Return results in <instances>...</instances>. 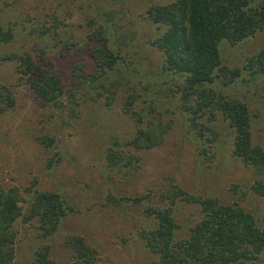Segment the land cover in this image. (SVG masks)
<instances>
[{
  "label": "rangeland",
  "instance_id": "obj_1",
  "mask_svg": "<svg viewBox=\"0 0 264 264\" xmlns=\"http://www.w3.org/2000/svg\"><path fill=\"white\" fill-rule=\"evenodd\" d=\"M170 1L0 0V25L13 34L11 41L0 43V85L14 96V106L0 112V187L16 186L26 202L28 187L58 192L67 208L58 230L48 237L39 236L36 219L14 223L16 264H35V251L45 245L54 264H78L66 243L72 236H81L95 250L88 264H155L158 256L147 251L138 233L155 223L143 208L166 205L158 194L171 184L192 195L236 204L263 225L264 196L255 194L252 183L264 184V173L232 156L234 132L227 121L215 112L214 122L203 117V126L193 124L178 97L167 91L182 80L163 70V55L150 44L160 30L146 19L145 10ZM99 26L120 54L114 71L105 77L127 85L118 88L108 106L104 95L97 102L87 99L96 91L80 86L78 78L95 68L88 49L96 41L88 34ZM44 28L49 31L44 33ZM261 49L264 32L236 45L226 40L218 44L221 63L231 68H242L248 56ZM10 53H27L43 69L56 72L64 87L63 108L33 97L27 85L18 82L16 62L1 61ZM209 86L247 104L251 141L264 150V75L242 72L230 85L215 79ZM128 88L139 94L133 110L143 117L141 127L156 116L171 127L161 145L135 151L140 156L137 168L110 169L107 150L125 149L139 125L123 110ZM147 193L154 196L137 205L130 201ZM201 215L198 205L176 201L174 239L187 238ZM256 264H264V250Z\"/></svg>",
  "mask_w": 264,
  "mask_h": 264
},
{
  "label": "trees",
  "instance_id": "obj_2",
  "mask_svg": "<svg viewBox=\"0 0 264 264\" xmlns=\"http://www.w3.org/2000/svg\"><path fill=\"white\" fill-rule=\"evenodd\" d=\"M145 17L160 30L150 44L163 55V70L182 80L167 91L178 97L180 109L189 114V121L203 126L201 118L214 122L215 112H219L234 132L232 156L240 159L243 165L264 173V150L251 141V116L247 104L209 86L215 79L223 86L230 85L242 72L250 77L264 75V49L248 56L242 68L223 65L218 50L221 40L236 45L257 32H264V0H171L166 4H151L145 10ZM47 31L49 28H44V33ZM12 38V31L0 25V43ZM90 38L96 41L88 49L95 68L90 74L78 76L81 79L79 85L96 91L95 96L88 94L87 99L97 102L104 95V106H108L114 101L118 88L127 87L105 77L108 71H114L120 54L110 47L100 26L88 34ZM1 61L16 62L18 82L27 85L33 97L55 108H63L64 87L51 67L43 69L27 53L6 54ZM127 91L123 110L139 125L123 145L125 149L107 150L105 159L110 169L137 168L140 156L135 151L161 145L171 127L170 122L159 116L151 118L146 127H141L143 117L133 110L139 94L134 89L128 88ZM13 106L12 90L1 84L0 112ZM212 128L206 127L214 134ZM252 189L255 194L264 196L262 182H253ZM27 190L31 196L26 202L16 186L0 187V264H16L14 243L17 232L13 229L16 221L25 224L36 219L39 236L48 237L58 230L66 214L64 199L58 192L32 191L31 187ZM152 196L147 193L130 201L137 205ZM158 197L160 202L167 204L145 206V214L155 223L153 228L138 233L147 251L158 256L155 264H256L259 261L264 250V222L259 226L253 214L236 204H223L213 198L192 195L177 184L160 191ZM176 201L198 205L202 213L190 227L188 237L183 239H174L178 228L173 217ZM66 243L72 248L78 264L94 261L95 250L81 236H72ZM49 251L48 245L36 250L35 264H54L48 258Z\"/></svg>",
  "mask_w": 264,
  "mask_h": 264
}]
</instances>
